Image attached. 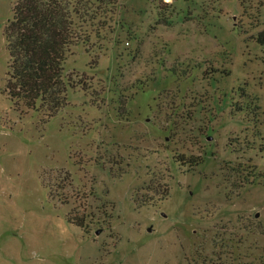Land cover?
Returning <instances> with one entry per match:
<instances>
[{"label": "rangeland", "instance_id": "rangeland-1", "mask_svg": "<svg viewBox=\"0 0 264 264\" xmlns=\"http://www.w3.org/2000/svg\"><path fill=\"white\" fill-rule=\"evenodd\" d=\"M0 264H264V0H117L50 116L7 89Z\"/></svg>", "mask_w": 264, "mask_h": 264}, {"label": "trees", "instance_id": "trees-1", "mask_svg": "<svg viewBox=\"0 0 264 264\" xmlns=\"http://www.w3.org/2000/svg\"><path fill=\"white\" fill-rule=\"evenodd\" d=\"M117 0H18L4 30L12 98L50 116L65 105L63 64L83 25L112 15ZM264 46V31L257 36Z\"/></svg>", "mask_w": 264, "mask_h": 264}]
</instances>
